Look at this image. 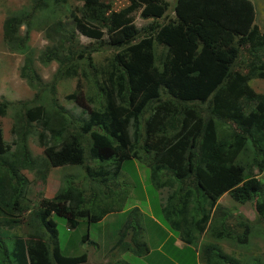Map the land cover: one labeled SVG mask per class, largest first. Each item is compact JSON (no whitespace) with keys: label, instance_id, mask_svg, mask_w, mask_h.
<instances>
[{"label":"trees","instance_id":"1","mask_svg":"<svg viewBox=\"0 0 264 264\" xmlns=\"http://www.w3.org/2000/svg\"><path fill=\"white\" fill-rule=\"evenodd\" d=\"M79 1V13L73 14L67 0H30V7L8 11L1 22L4 44L10 52L22 54L18 73L33 95L0 100V116L9 114L12 136L10 143L5 142L0 129V222L7 226L25 222L29 229L0 240V263L85 262L84 252L72 256L59 252L53 217L62 216L74 228L79 220L97 222L121 206L99 207L95 191L88 196L68 181L50 197L40 196L29 212L24 204L26 177L20 173L39 165L43 167L39 179L44 182L49 166L84 165L85 151L97 161L93 169L84 165L87 174L99 180L97 188H110L108 179L119 175L125 161L135 159L147 167L157 194L165 188L177 195L179 207L171 198L161 208L178 209L181 215L169 218L177 232L190 222L186 228L190 236L204 233L211 241L245 243L251 235L248 222L228 212L214 221L213 212L219 196L228 193L237 203L252 202L257 221L264 219V196L259 197L264 184V95L247 83L264 77V27L259 31L253 23L252 1L174 0L173 15L165 22L166 0H130L118 9L102 0ZM50 3L55 8H48ZM39 10L45 15L32 27ZM135 11L152 22L136 27ZM31 28L42 31L48 42L35 59L42 65H57L51 82H42L31 65L32 51L27 50ZM74 30L90 41L80 43ZM154 42L165 46L160 65L153 63ZM106 48L114 50L112 57L95 68L91 54ZM62 77L76 78L66 100L91 105L76 119L75 130H70L71 116L56 109L54 99L42 97L51 94ZM89 82L93 89L96 84L95 93L83 94L81 89ZM194 101L205 106V117L200 105L188 104ZM34 134L44 155L39 162L31 157L26 142ZM244 150L250 156L245 160L239 158ZM260 172L261 179L256 177ZM136 209L128 211L122 233L131 230L139 237ZM24 212L26 217L19 216ZM186 212L193 216L191 221ZM86 238L84 234L82 240ZM130 239L127 244L118 239L113 250L136 256L147 252L142 241ZM213 249L209 242L200 245L203 264L249 263ZM210 251L214 259L206 258Z\"/></svg>","mask_w":264,"mask_h":264},{"label":"rangeland","instance_id":"2","mask_svg":"<svg viewBox=\"0 0 264 264\" xmlns=\"http://www.w3.org/2000/svg\"><path fill=\"white\" fill-rule=\"evenodd\" d=\"M109 2L113 9H118L122 6H125L129 3L130 0H102ZM168 3V9L166 10V17L171 14L170 5L173 0H166ZM253 3V8L255 12L254 24L257 29L261 31L264 27V0H251ZM81 3L79 0H67L66 7L73 14L79 13V7ZM55 4L50 3L48 8H55ZM21 7H30V0H0V100H16V99H31L33 95V90L30 89L25 81L20 78L18 73V68L23 59L22 54L17 52H10L2 40L1 35V22L8 11L16 10ZM45 15V11L41 10L36 11L32 20L31 26H34L36 20L42 18ZM165 17V18H166ZM62 20L67 21L62 17ZM156 21L162 22L163 19H157ZM133 23L140 27L144 26L147 22L146 19L140 17L139 11L133 13ZM147 25V24H146ZM141 26V27H142ZM140 27V28H141ZM25 29L20 27L21 34H24ZM76 35V39L80 43H87L90 39L84 35L78 33L77 30L73 31ZM28 40H27V50L32 51L30 59L32 60L31 65L34 66L35 70L38 72L39 77L42 82H51L53 73L56 70V64L50 62L46 65L39 63L35 59L34 54L43 50L44 46L48 42L43 38L42 31L35 30L31 28L28 31ZM113 49L106 48L98 52L91 54V61L94 64V67L97 68L98 65L104 63L107 58H111L113 54ZM244 55L243 48H241V56ZM34 57V58H33ZM81 62V61H80ZM82 63V62H81ZM83 64V63H82ZM96 76L98 74L96 73ZM90 81V76H87ZM257 79V78H255ZM99 80V77L97 78ZM76 78H61L54 84L53 92L45 93L42 95L44 101H52L54 99L56 109L62 110L66 115H70L74 120L73 125L70 127V130L76 129V119L79 116H84L86 112V107H91L89 104H83V106H77L73 101L66 100L64 95L70 93L75 89ZM248 84L255 91L261 92L264 94V77L258 78V80H249ZM91 82L87 86H83L81 92L86 95H92L96 84L94 83V89L91 86ZM194 104V102L192 103ZM200 108H203V105L200 104ZM144 114V116H146ZM11 126V118L9 114L0 116V129L2 138L5 142L10 143L12 138L11 133L9 132ZM45 137L48 139V133L45 132ZM46 139V140H47ZM27 147L30 151L31 157L37 159L38 162L41 158L44 157L42 152V147L37 140L36 135L33 137L27 138ZM50 144V143H49ZM248 147V146H247ZM249 156V151H242L239 158L245 160ZM84 165L90 168H94L97 165V161L93 158H90L88 153L85 151V161ZM84 165H63L48 167L47 173L45 176V181L42 182L39 179V171L43 170V167L38 168L36 166H31L30 169H22L20 173L26 177L25 184V201L24 204L29 208V212L33 211L37 205L36 202L40 196L50 197L55 191L62 187L66 182L71 181L73 185L79 186L80 188L86 190L87 195L94 194L98 198V206L106 207L107 205H114L118 203L121 208L127 207L130 204H135L137 207H140L143 210H150L153 214L158 216L159 220L161 219L159 215L160 211V196L157 194L156 190L152 188L149 183L147 167L135 160H127L123 163L121 172L115 178L108 179L109 187H98L100 182L97 178H92L89 176L85 170ZM254 168H251V174L254 173ZM256 177L262 178V172H260ZM165 189V188H164ZM161 189L158 191L162 196V199H165V194L168 191ZM101 190V193L99 192ZM117 193V194H116ZM259 197L264 196V184L261 185ZM165 195V196H164ZM218 200V199H217ZM33 202V204H31ZM222 213L228 212L233 214V216L238 219L245 220L250 224L251 235L249 234L246 237L245 243H235L229 240H224L222 247L229 246V248H224L221 250L223 253L228 254L232 257V253H238L240 255L239 260L248 262V264H259L260 261H264V219L257 221L256 213L253 209L252 202L237 203L230 198L228 194L221 197L216 204V207L213 212L214 221ZM27 212L19 214V216L26 217ZM115 217V220L112 222H107L106 226L110 229L120 228L119 224L120 215L111 216ZM163 220V219H162ZM53 221L55 222L56 229V243L59 249V252L65 256H72L80 254L81 252L90 251L91 245L84 243L85 240H82L83 235L87 234V229L89 227V236L92 237L96 230L97 224L94 222L87 223L85 220H79L78 224L74 228L68 226L67 221L62 216H54ZM124 224L121 227V233L123 230ZM33 229V225H31ZM26 230H29L26 227V223L22 222L19 224H14L7 226L0 222V240L5 242L6 237L10 234H16L18 236L26 233ZM4 235V236H3ZM213 248V247H212ZM230 252V253H228ZM257 259V261H255ZM1 264V263H0ZM6 264V263H5Z\"/></svg>","mask_w":264,"mask_h":264},{"label":"crops","instance_id":"3","mask_svg":"<svg viewBox=\"0 0 264 264\" xmlns=\"http://www.w3.org/2000/svg\"><path fill=\"white\" fill-rule=\"evenodd\" d=\"M170 8H172V4L170 5ZM171 15H173L172 12L170 15H168L164 22L167 19L171 18ZM144 19H146L148 23L152 22L151 18ZM153 52L155 55V60L153 63L155 65H160L165 55V46L161 43L154 42ZM251 79L258 80V78ZM163 97L167 96L163 94ZM217 134L220 135L219 133ZM171 191L172 190H169L165 194L166 196L164 195V200L158 193V195L160 196V220L158 216L153 214L150 210H143L140 207H137L135 204H130L127 207L121 208L119 211L108 212L103 215L100 220L94 222L95 224H97V226L95 228L96 232L92 237L89 236V227L87 229V238L84 243L86 244V246L87 244H90L91 249L90 251L84 252L85 262L83 264H123L125 262L129 264H203V260H201L200 257L201 244L209 242L211 244V247H214L212 252L214 250L216 251L217 249L225 250L224 248L230 247V245L222 247L223 242L226 241H224L223 239H220L219 241H211L212 239L209 240L204 233L198 234L196 232H193L190 236V234L186 231V228L189 227L188 224L190 222L185 223L184 225L182 224V232L181 229L180 231L178 230L179 232H177L175 230L176 228L170 225L169 218L173 219L176 218L177 215L180 216L181 214L178 209H175L172 212L162 211L161 209L162 205L165 204L167 200L169 201L171 198L173 200V206L179 207V204L177 203V195L172 196V194H170ZM226 194L228 193H223L221 196H219L217 202ZM133 207L137 208L136 216L134 217V219L139 227V237L136 235H132L131 230H129L130 232L127 231L121 233V227L124 224V220L126 222V220L129 218L128 211ZM116 215H120L119 224L121 225V227L115 229L108 228L106 226V223L114 221L115 217L111 216ZM185 216H187L188 221H191V217L193 218V216L188 215V212H186ZM130 237L136 242L142 241L145 244V246L147 247V252L144 255L136 256L130 251L113 250L112 247L115 245L118 239L122 240V242H126L127 244L131 241ZM212 252L210 251L209 254H207L206 258L214 259L215 256L212 254ZM232 255L239 260L240 255L238 253H232ZM211 263H213V260L211 261Z\"/></svg>","mask_w":264,"mask_h":264},{"label":"clouds","instance_id":"4","mask_svg":"<svg viewBox=\"0 0 264 264\" xmlns=\"http://www.w3.org/2000/svg\"><path fill=\"white\" fill-rule=\"evenodd\" d=\"M256 92V91H255ZM193 102H188V104H192ZM194 104L195 105H200V104H202V103H198V102H195L194 101ZM200 110H201V113L203 114V116L205 117L206 116V112H205V106H203V108H200ZM221 126H224V125H221ZM218 133V132H217Z\"/></svg>","mask_w":264,"mask_h":264}]
</instances>
